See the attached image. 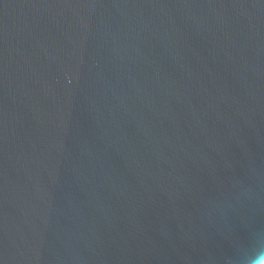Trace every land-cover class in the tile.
Wrapping results in <instances>:
<instances>
[{"label":"water","instance_id":"1","mask_svg":"<svg viewBox=\"0 0 264 264\" xmlns=\"http://www.w3.org/2000/svg\"><path fill=\"white\" fill-rule=\"evenodd\" d=\"M264 0H0V264H263Z\"/></svg>","mask_w":264,"mask_h":264},{"label":"bare ground","instance_id":"2","mask_svg":"<svg viewBox=\"0 0 264 264\" xmlns=\"http://www.w3.org/2000/svg\"><path fill=\"white\" fill-rule=\"evenodd\" d=\"M264 264V263H263Z\"/></svg>","mask_w":264,"mask_h":264}]
</instances>
